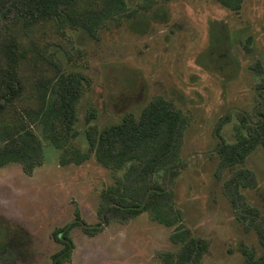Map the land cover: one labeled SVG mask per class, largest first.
Instances as JSON below:
<instances>
[{
    "label": "rangeland",
    "instance_id": "374dc122",
    "mask_svg": "<svg viewBox=\"0 0 264 264\" xmlns=\"http://www.w3.org/2000/svg\"><path fill=\"white\" fill-rule=\"evenodd\" d=\"M125 5L130 17L108 20L99 40L82 28L51 21L19 42L23 92L0 118V130L28 125L45 157L30 175L19 163L0 168V264H52V255L64 246L54 235L63 240L61 229L74 222L76 208L81 225L70 231L74 248L64 264H164L158 253L177 252L170 241L175 226L159 224L148 212L106 225L98 216L101 193L129 165L112 171L93 154L80 165L60 164L72 149L89 150L88 132L119 125L129 114L138 118L155 97L171 100L189 120L178 176L170 187L165 173L153 179L167 184L183 224L209 244L199 264H247L243 248L256 257L263 253L255 226L264 224V148L257 147L241 167L254 173L257 187L227 188L237 169L218 174V146L235 143L241 119L250 127L263 119L258 86L264 77V0H243L238 12L217 0H155L148 9L146 0ZM256 63L262 74L251 69ZM60 73L82 79L67 150L55 148L43 125L24 117V109L38 108L41 85ZM236 192L243 199L232 204L230 194ZM101 224L95 236L83 230Z\"/></svg>",
    "mask_w": 264,
    "mask_h": 264
},
{
    "label": "trees",
    "instance_id": "16d2710c",
    "mask_svg": "<svg viewBox=\"0 0 264 264\" xmlns=\"http://www.w3.org/2000/svg\"><path fill=\"white\" fill-rule=\"evenodd\" d=\"M98 0H0V118L12 103H17L22 96L23 87L18 71L20 58L19 42L29 37L38 24L60 21L71 28H82L94 40H99V32L110 19L129 16L125 0H101V6L95 8ZM168 1V0H165ZM223 7L238 12L243 0H217ZM155 0H146L145 9L150 8ZM251 38L245 46L250 50ZM22 58H25L21 53ZM251 69L256 74L263 73L261 64H254ZM259 89L264 93V77ZM82 79L60 73L56 80L41 85L42 94L38 108H28L24 117L29 122H39L47 132V138L55 148L67 150L69 131L77 121V105L81 99ZM263 119L250 127L245 119L235 126V143L222 141L218 146V174L226 168L237 169L236 174L226 183V187H257L254 173L241 168L247 157L257 148H264ZM94 117L90 116L88 120ZM189 120L177 109L171 100L155 97L136 118L126 115L121 124L111 126L102 132H88L90 147L87 152L72 149L67 156L60 158L61 165H77L94 155L103 167L116 171L129 165L122 177L115 179V185L101 193V205L98 216L106 225L111 219L126 222L148 212L151 218L166 227L175 226L170 241L179 248L176 253H158V259L164 264H199L209 249L207 241L195 237L183 224L182 212L176 208L170 186L179 174L181 164L180 149L183 131ZM0 130V168L11 163H19L24 173L43 164L44 149L41 141L27 125ZM69 149V148H68ZM70 155V156H69ZM168 175L167 184L155 181L158 173ZM233 201L242 200L241 194H230ZM235 200V201H234ZM249 210V211H248ZM246 211L255 214L254 208ZM72 224L61 229L63 248L52 255V264H64L71 259L74 248L70 231L81 225L79 208L75 210ZM241 220L245 217L240 216ZM98 227H84L87 235L95 236L103 230ZM255 231L263 250L260 257L253 249L243 248L242 253L247 264H264V224H257Z\"/></svg>",
    "mask_w": 264,
    "mask_h": 264
}]
</instances>
